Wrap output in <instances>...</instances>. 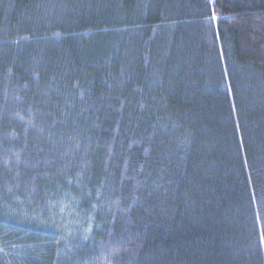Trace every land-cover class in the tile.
Wrapping results in <instances>:
<instances>
[{
    "label": "trees",
    "instance_id": "16d2710c",
    "mask_svg": "<svg viewBox=\"0 0 264 264\" xmlns=\"http://www.w3.org/2000/svg\"><path fill=\"white\" fill-rule=\"evenodd\" d=\"M0 264H264V0H0Z\"/></svg>",
    "mask_w": 264,
    "mask_h": 264
}]
</instances>
